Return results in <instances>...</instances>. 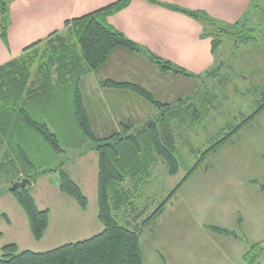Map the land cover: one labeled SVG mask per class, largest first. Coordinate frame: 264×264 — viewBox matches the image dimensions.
Instances as JSON below:
<instances>
[{"label": "rangeland", "instance_id": "obj_1", "mask_svg": "<svg viewBox=\"0 0 264 264\" xmlns=\"http://www.w3.org/2000/svg\"><path fill=\"white\" fill-rule=\"evenodd\" d=\"M246 29L255 30L256 40L245 42L241 39L236 46L232 37L222 36V46L217 53L215 65L219 66V71L209 75H195L193 85L186 88L172 79L175 74H163L149 58L133 53L146 64L157 68L158 72L153 75L140 70L145 77L134 72V75L129 77L131 80L138 77L147 79L149 85L142 84L143 88L148 91L155 88V92L162 95H154L157 101L165 104L177 103L179 99L173 102L171 93L179 92V88L183 87L185 90L181 89L182 98L191 95V102L202 111L208 109L209 114L195 125L181 124L179 120L173 122L180 170L176 176H170L159 162L153 170L150 183L141 189L138 198L134 200L137 210H123L119 214L122 224L131 222L144 208L146 211L143 219L152 214L197 164L200 153L227 134L232 127L239 126L263 103L261 92L264 91V0H257V8L252 11ZM36 69L37 67L33 68V71ZM93 76L94 74L87 76L85 81L91 82ZM83 92L85 93L84 90ZM84 102L87 104L91 124L98 138L102 139L112 132L120 131V121L101 124L96 120L98 116L88 105V100L84 99ZM152 110L154 114L152 112L151 115L150 112V120L154 115L159 116L157 109L152 107ZM54 118L52 111H46L38 119L46 122L59 136L64 153L56 155L47 146H40L32 139L23 145L36 169L34 171L27 168V172L38 174L34 182L26 188L38 209L48 211V228L41 240L32 236L28 218L14 193L10 191L15 183H19L21 177L11 173V165H8V162H16V157L0 137V212L7 216V219L0 220V257L6 245H17L19 252L45 253L66 244L93 238L104 230L98 219V159L92 148L93 144L88 141L81 148H74V145L84 141L81 130L72 126L66 131H58L52 126ZM143 122L134 120L132 126L140 128L145 124ZM104 124L105 128L102 127ZM31 136H37V133L34 132ZM263 157L264 112L239 130L216 153L211 154L180 187L175 197L167 204V214L157 219L155 234H152L149 228L143 230L140 243L144 263L207 264L204 262V251L209 250L208 245L212 242L208 243L211 238L205 230L209 231L208 228L215 226L233 231L236 229L237 217L241 215L244 219L238 233L242 239L241 243L239 242L233 250L229 247L231 262L220 260L216 264H249L244 258L248 252L250 259L258 256L256 264H264V250H261L264 249V244L257 251L251 250L253 245L264 243ZM62 162V170L71 175L87 198L86 209H82L76 200L61 192L58 169ZM43 171L47 173L43 174ZM187 227L192 229L193 234L190 236H184ZM219 237L216 236L217 239ZM184 244L191 249L187 247L185 251L182 248ZM215 248L217 250V247ZM190 251L194 254L193 257L188 256Z\"/></svg>", "mask_w": 264, "mask_h": 264}, {"label": "trees", "instance_id": "obj_2", "mask_svg": "<svg viewBox=\"0 0 264 264\" xmlns=\"http://www.w3.org/2000/svg\"><path fill=\"white\" fill-rule=\"evenodd\" d=\"M11 1L0 0V36L6 45ZM130 1L119 0L85 16L67 21L62 32H55L47 39L30 45L23 50L22 56L0 66V137L16 157V164L13 160L8 162V165H11V173L21 177L19 182L29 179L33 183L38 176L36 172H27V168L36 170L23 147L30 139L36 140L40 146H47L56 155L64 153L59 136L46 122L38 119L43 112L52 111L55 116L52 120L54 129L66 131L67 128L76 126L81 130L84 141L74 145V148H81L88 141L93 144L92 148L98 159V219L104 226L103 232L93 238L66 244L45 253L19 252L17 245H6L2 249L0 264H145L140 243L143 230L149 228L153 231L156 220L190 176L211 154L216 153L239 130L264 112L262 91L263 103L258 105L256 111L200 153L197 164L152 214L143 219L146 211L144 208L131 222L122 224L119 214L123 210H137L134 200L138 198L141 189L150 183L153 170L159 162L163 164L168 175L178 174L181 163L173 122L179 120L181 124L195 125L209 114L208 109L202 111L191 102L190 97L175 104H165L157 101L151 92L138 84L108 79L101 83L102 87L134 93L157 109L159 116L152 118L153 123L145 129L134 128L131 123H123L118 132L115 131L102 139L96 136L84 102L81 82L84 77L105 66L114 50L124 49L145 54L163 73L188 78L195 76L170 61L156 57L109 25L108 18L128 7ZM165 6L202 24L203 35L213 38L214 53L222 45L221 37L224 35L232 37L234 43L240 42L241 39L245 42L256 40L255 30L248 31L246 27L252 11L257 8V0H252L242 20L233 26L215 21L201 11L193 12L171 5ZM246 31L248 33H245ZM35 67L37 69L33 71ZM215 71H219V66L207 74H214ZM34 132L37 136L32 137ZM63 165L62 162L58 169L61 192L76 200L82 209H86L87 198L71 175L62 170ZM13 193L28 218L32 236L41 240L48 228V211L38 209L28 188ZM1 219H7V216L0 212ZM211 228L221 234H230L220 228ZM263 244L261 242L253 245L252 252L259 250ZM257 257L255 255L250 259L248 252L245 261L256 264Z\"/></svg>", "mask_w": 264, "mask_h": 264}, {"label": "crops", "instance_id": "obj_3", "mask_svg": "<svg viewBox=\"0 0 264 264\" xmlns=\"http://www.w3.org/2000/svg\"><path fill=\"white\" fill-rule=\"evenodd\" d=\"M117 1L119 0H12L9 14L8 45L4 44L0 36V66L22 56L23 50L30 45L47 39L55 32H62L67 21L85 16ZM154 1L131 0L128 7L108 18L109 25L156 57L170 61L193 75L206 74L214 69L217 53L222 45L214 53L212 50L213 38L203 35L202 24L185 14L168 9L165 5L187 11H201L215 21L233 26L242 20L252 3V0ZM235 45L238 46L239 44L235 43ZM142 55L147 57L145 54ZM139 58L127 50L116 49L110 55L105 66L91 73L94 74L91 82L85 81L89 75L83 78L81 90L82 93H84L83 90L85 91L84 99L88 100V105L93 108L95 115L98 116L96 120L101 124L120 121V125H117L121 128L123 123L133 124L132 121L134 120L144 121L143 124L148 120L150 121V112L151 115L152 112L154 114L152 106L139 96L129 91L101 86L105 79L116 82L134 81L141 87H143L142 84L148 86L147 79L143 78L145 75L143 76L141 71L145 70L152 75L158 71H156V67L146 64ZM132 72L143 77L131 80L129 77L134 75ZM163 78L165 77L163 76ZM172 79L178 81L185 88L192 86L194 81L193 78L177 75H174ZM179 89V92L171 93L173 102L176 99H179L176 102L184 99L182 98L183 90H181L184 88L180 87ZM150 91L153 95L162 97L161 94H158L159 92H155V88ZM154 117L155 115L152 118ZM102 127L105 128V124ZM229 194L231 195V190ZM166 212L167 206L160 217L167 214ZM239 220L241 221L239 222ZM236 223V229L233 231L213 226L229 232V235L215 232L210 226V228L207 227L209 231L205 230L206 234L211 238L208 243H212L208 245L210 246L208 247L209 250L204 251L206 257L204 262L207 264H216L220 260L231 262L230 249L237 248L238 243H241L242 240L238 235L244 224L241 215L237 217ZM156 230L157 224L151 233L155 234ZM192 234L191 227L185 228L184 236ZM217 235L220 236L219 239L216 238ZM187 247L189 246L184 244L182 248L186 251ZM189 249L191 248L189 247ZM188 256L193 257L194 254L190 251Z\"/></svg>", "mask_w": 264, "mask_h": 264}, {"label": "water", "instance_id": "obj_4", "mask_svg": "<svg viewBox=\"0 0 264 264\" xmlns=\"http://www.w3.org/2000/svg\"><path fill=\"white\" fill-rule=\"evenodd\" d=\"M152 123H153V121L150 120V121L146 122V123H145L142 127H140V128H141V129H145V128L149 127ZM29 184H31V180H29V179H24L23 181H21V182H19V183H15V184L11 187L10 191H11V192H16V191H18V190H21V189L26 188V186L29 185Z\"/></svg>", "mask_w": 264, "mask_h": 264}]
</instances>
